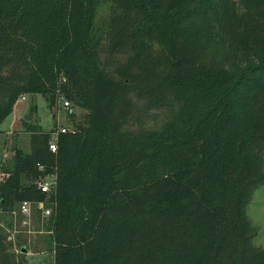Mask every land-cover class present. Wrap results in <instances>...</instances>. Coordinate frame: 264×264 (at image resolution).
I'll return each mask as SVG.
<instances>
[{
    "label": "trees",
    "instance_id": "1",
    "mask_svg": "<svg viewBox=\"0 0 264 264\" xmlns=\"http://www.w3.org/2000/svg\"><path fill=\"white\" fill-rule=\"evenodd\" d=\"M24 93L70 100L56 150L54 126L25 119L30 149L0 176L3 211L52 206L53 264H264L247 214L264 0H0V121ZM52 171L46 197L34 180ZM9 244L0 232V264H23Z\"/></svg>",
    "mask_w": 264,
    "mask_h": 264
},
{
    "label": "rangeland",
    "instance_id": "2",
    "mask_svg": "<svg viewBox=\"0 0 264 264\" xmlns=\"http://www.w3.org/2000/svg\"><path fill=\"white\" fill-rule=\"evenodd\" d=\"M109 3H103L100 12L106 14ZM32 105H35L32 108ZM62 105V98L50 105L41 93H24L17 98L11 112L0 121V172L11 166L13 162V146H19L23 151L30 149V131L23 123L27 119L31 123H39L41 129L48 130L54 126L71 124V115ZM80 109H75L79 115ZM46 203L42 202V205ZM40 201H33L31 213L27 217L20 212L17 214L5 212L0 208V232L9 238V251L16 255L23 264H53V249L48 235L47 217L41 215ZM247 214L257 227L253 242L264 246V182L257 186L247 204ZM27 222L22 221L23 218ZM19 242L27 244V248L19 249Z\"/></svg>",
    "mask_w": 264,
    "mask_h": 264
},
{
    "label": "built area",
    "instance_id": "3",
    "mask_svg": "<svg viewBox=\"0 0 264 264\" xmlns=\"http://www.w3.org/2000/svg\"><path fill=\"white\" fill-rule=\"evenodd\" d=\"M59 98H62V105L65 108H68V106L70 105V100L67 97H64L63 95H61ZM68 129L73 130V127H70L69 125H66V126L62 125V126H59L57 129H55L52 132L51 138L48 142V147L50 150H52V151L56 150L58 132L59 131H66ZM38 168L41 169L42 165H39ZM1 173L2 172H0V176H1ZM56 180H57L56 172L52 171V172L46 173L45 175H41V176L37 177L34 180V182L37 185V187H39L42 191H44L46 193V197H49L50 193L55 191ZM37 201H40V203L42 205V202L44 203L45 199H40ZM32 202L33 201L30 199H21L14 205V207L11 209V212L14 214H17V212L18 213L20 212L21 214H23L27 217V215L29 216L31 213ZM52 202H53V200H52ZM51 210H52L51 205H46V204L42 205L41 215L44 217H47L50 214ZM22 221L24 223H26L27 219L24 217L22 219Z\"/></svg>",
    "mask_w": 264,
    "mask_h": 264
}]
</instances>
